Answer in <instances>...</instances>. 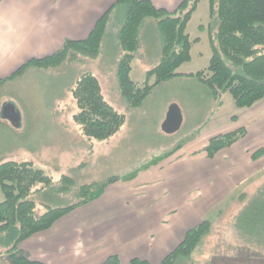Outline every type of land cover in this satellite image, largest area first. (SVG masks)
Returning a JSON list of instances; mask_svg holds the SVG:
<instances>
[{
  "label": "crops",
  "instance_id": "1",
  "mask_svg": "<svg viewBox=\"0 0 264 264\" xmlns=\"http://www.w3.org/2000/svg\"><path fill=\"white\" fill-rule=\"evenodd\" d=\"M115 1L0 0V115L3 105L11 102L20 117L17 104L4 100L17 77L26 79L40 71L57 69L61 64H30L15 74L21 65L32 58L55 52L66 39L86 37L98 17ZM151 1L156 7L172 10L182 0ZM117 8L118 5L110 11L102 37L104 50L109 45L116 51L112 59L116 61L114 64L122 54L118 40L122 8L119 19L112 21ZM147 21L145 19L142 26ZM192 40L191 47L194 38ZM137 52L141 53L140 45L133 59ZM112 67L115 70V66ZM177 71L195 77L188 74L195 71ZM66 84L67 89L73 85L72 82ZM238 109L241 110L229 116L230 123L226 128L217 133L243 126L245 134L218 149L212 157L207 155L205 146L208 139L217 133L207 134L197 142L179 143L172 154L158 162L143 164L131 175L120 176L108 183L98 197L76 206L48 229L22 240L18 247L30 259L49 264H102L110 254H116L120 264H130L133 257L146 259L152 264L159 263L183 239L189 228L202 219H209L207 216L210 214L219 217L232 201L242 202L231 208L233 213L243 210L264 184V153L256 158L252 156L253 152L264 147V98ZM232 115L236 117L231 118ZM3 117L6 116L3 114ZM182 120L183 117L181 123ZM122 126L109 140L121 135ZM244 184L248 189L241 190L247 194L237 192ZM226 201L229 203H224ZM218 217L209 219L211 232L213 228L224 225L216 221ZM248 242L264 249V240L261 244ZM218 246L222 250L224 247L232 250L252 247L238 241H220L214 254L202 253L205 264H211L209 259H212V264H264V254L261 257L238 256L234 252L220 251Z\"/></svg>",
  "mask_w": 264,
  "mask_h": 264
},
{
  "label": "trees",
  "instance_id": "2",
  "mask_svg": "<svg viewBox=\"0 0 264 264\" xmlns=\"http://www.w3.org/2000/svg\"><path fill=\"white\" fill-rule=\"evenodd\" d=\"M198 0H182L176 8L156 7L151 0H116L96 20L88 35L82 39H66L55 52L32 58L21 65L52 66L66 58H77L81 53L95 57L100 51L110 11L121 6L123 17L118 27V40L122 54L117 62L116 75L121 96L129 107H137L158 83L178 75L176 69L190 58L192 39L186 30L187 22ZM209 13L215 26L211 37V55L208 65L189 72L205 84L213 97L228 91L237 107H248L264 98V0H209ZM154 17L160 33L161 55L159 61L146 71L143 83L130 75L131 62L140 45V28L145 19ZM153 77V81H149ZM77 111L73 119L84 135L104 139L115 134L125 120L101 92L93 72H83L71 87ZM232 115L231 118H235ZM245 134V127L217 133L208 139L207 155L212 157L218 149L228 146ZM180 144L167 149L150 162H158L172 154ZM264 153V147L253 152V158ZM133 173V172H132ZM132 173L126 175L129 176ZM120 175H110L100 182L79 185L78 199L64 205H46L38 212L37 201L32 196L53 187V180L31 160L8 159L0 163V186L4 198L0 200V246L5 248L11 264H49L30 259L18 247L19 243L35 232L48 229L57 219L76 206L98 197L104 187ZM74 180L67 174L60 176L56 189L68 192ZM242 234L252 235L256 243L264 240V185L258 195L241 211L237 225ZM211 221L202 219L189 228L183 239L157 264H176L178 258H188L203 238L211 232ZM260 241V242H259ZM102 264H120L116 254H110ZM130 264H152L133 257Z\"/></svg>",
  "mask_w": 264,
  "mask_h": 264
},
{
  "label": "rangeland",
  "instance_id": "3",
  "mask_svg": "<svg viewBox=\"0 0 264 264\" xmlns=\"http://www.w3.org/2000/svg\"><path fill=\"white\" fill-rule=\"evenodd\" d=\"M120 8L118 6L114 11L115 19L112 21L119 19ZM147 20L139 33L141 53L137 52L130 72L131 77L139 83L146 79V68L155 65L161 55L156 19L148 17ZM214 24L209 16V0H199L186 26L190 38H194L190 58L183 61L177 70L196 71L208 65L210 40L215 37ZM103 50L101 39L100 51L95 57L78 53L77 58H66L60 62L57 69L40 71L26 79L17 77L11 90L5 94L4 100L9 99L19 107L20 117L18 122H14L3 117V113L0 115V163L8 159L31 160L51 176L53 187L32 195L37 201L38 212H43L47 204L64 205L77 200L81 184L100 182L110 175H128L179 143L184 144L189 140L197 142L207 134L225 129L230 123L229 116L241 110L228 91L215 100L205 84L185 73L158 83L140 105L129 107L120 94L118 81L116 83L117 64L112 60L116 51L109 45ZM86 71H94L99 75L93 72L104 97L125 114L122 133L117 139L109 140L114 134L104 139L87 137L73 119L77 105L71 95V88L65 86L66 83H74ZM149 81H153V77ZM172 104L178 106L183 120L179 128L166 132L162 129V122ZM62 174L74 180L70 191L66 193L56 189ZM241 188L248 189L244 184L239 186L237 192H245ZM3 198L0 186V200ZM240 203L232 201L219 217L208 215L207 218L211 220L218 217L216 221L224 225L217 226L215 230L213 228V232L203 238L190 257H180L176 264H205L202 253L214 254L220 241H238L252 246L233 250L224 247L225 253L234 252L246 257L263 256L264 249L261 246L248 242L257 241L254 235L248 238L249 233L241 234L236 227L242 210L233 213L231 208ZM217 248L222 250L219 246ZM209 260L208 263L212 264V259ZM0 264H11L8 253L1 246Z\"/></svg>",
  "mask_w": 264,
  "mask_h": 264
},
{
  "label": "water",
  "instance_id": "4",
  "mask_svg": "<svg viewBox=\"0 0 264 264\" xmlns=\"http://www.w3.org/2000/svg\"><path fill=\"white\" fill-rule=\"evenodd\" d=\"M3 114L14 122H18L19 114L16 111L15 105L11 102L3 105ZM180 109L176 104H172L166 114L165 119L162 122V129L166 132H172L179 128L181 123Z\"/></svg>",
  "mask_w": 264,
  "mask_h": 264
}]
</instances>
